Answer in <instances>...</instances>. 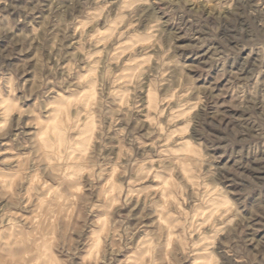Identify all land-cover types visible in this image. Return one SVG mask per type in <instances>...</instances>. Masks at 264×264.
Listing matches in <instances>:
<instances>
[{
    "label": "clouds",
    "instance_id": "obj_1",
    "mask_svg": "<svg viewBox=\"0 0 264 264\" xmlns=\"http://www.w3.org/2000/svg\"><path fill=\"white\" fill-rule=\"evenodd\" d=\"M0 264H264V0H0Z\"/></svg>",
    "mask_w": 264,
    "mask_h": 264
}]
</instances>
